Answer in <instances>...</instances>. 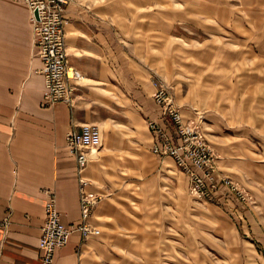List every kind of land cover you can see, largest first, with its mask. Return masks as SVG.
I'll use <instances>...</instances> for the list:
<instances>
[{
	"label": "rangeland",
	"instance_id": "obj_1",
	"mask_svg": "<svg viewBox=\"0 0 264 264\" xmlns=\"http://www.w3.org/2000/svg\"><path fill=\"white\" fill-rule=\"evenodd\" d=\"M74 1L64 13L68 61L66 13ZM10 3L28 7L38 52L27 0H0V10ZM111 7L152 16L159 47L146 55L153 61L154 99L165 87L181 112L191 109L193 116L184 120L200 131L217 178L209 179L204 196L193 190L172 156L177 167L164 163L148 182L136 166L119 172L122 166L112 161L116 189L100 195L101 201L112 200L121 216L111 220L113 227H99L100 243L84 251V259L89 264H264V0H112ZM74 97L57 104L73 107ZM42 106L55 107L45 106L43 98ZM99 126L100 147L119 139L105 131L108 126ZM172 139L181 143L177 135Z\"/></svg>",
	"mask_w": 264,
	"mask_h": 264
},
{
	"label": "crops",
	"instance_id": "obj_2",
	"mask_svg": "<svg viewBox=\"0 0 264 264\" xmlns=\"http://www.w3.org/2000/svg\"><path fill=\"white\" fill-rule=\"evenodd\" d=\"M111 2L75 0L66 13L69 61L82 74L73 107L42 106L45 79L38 71L42 63L32 45L28 7L10 3L0 10V264H42L47 189L57 194L63 223L80 220L78 166L65 142L69 131L95 123L119 134L97 149L83 171L92 180L88 190L98 194L116 189L112 161L122 166L119 172L136 166L146 182L164 163L176 166L171 156L153 151L157 134L149 126V120L166 123L176 136L154 99L153 61L146 55L158 51V27L152 28V16L120 11ZM182 113L193 116L189 107ZM9 209L11 222L4 231L1 221ZM121 212L112 200H102L91 222L111 228ZM100 235L84 241L74 232L54 264H89L84 251L99 244Z\"/></svg>",
	"mask_w": 264,
	"mask_h": 264
},
{
	"label": "built area",
	"instance_id": "obj_3",
	"mask_svg": "<svg viewBox=\"0 0 264 264\" xmlns=\"http://www.w3.org/2000/svg\"><path fill=\"white\" fill-rule=\"evenodd\" d=\"M27 3L31 10L35 46L42 62L41 73L45 78L43 103L50 107L62 101L71 103L82 74L68 61L64 13L69 0H27ZM155 98L181 143L176 144L164 125L153 120L149 122L150 128L157 134L153 151L175 158L189 175L193 190L205 196L209 192V179L217 178L216 166L210 160V150L205 140L198 128L186 124L180 107L173 102L165 87L157 91ZM102 137V129L95 123H85L80 129L66 134V146L76 158L78 166L81 218L76 223H63L56 192L53 189L45 191V219L39 244L43 251L42 264H54L57 251L69 243L74 232L79 231L83 239L100 234L101 230L91 222V218L101 201V195L88 190L92 180L87 179L83 171L90 162L91 152L101 146ZM223 180L227 187L236 190L231 180L226 177ZM11 217L12 210L9 209L1 221L4 231Z\"/></svg>",
	"mask_w": 264,
	"mask_h": 264
}]
</instances>
